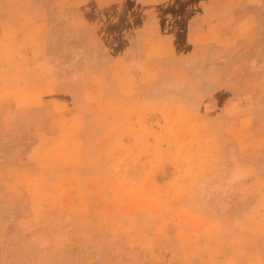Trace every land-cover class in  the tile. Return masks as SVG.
<instances>
[{
    "label": "rangeland",
    "instance_id": "1",
    "mask_svg": "<svg viewBox=\"0 0 264 264\" xmlns=\"http://www.w3.org/2000/svg\"><path fill=\"white\" fill-rule=\"evenodd\" d=\"M0 264H264V0H0Z\"/></svg>",
    "mask_w": 264,
    "mask_h": 264
}]
</instances>
